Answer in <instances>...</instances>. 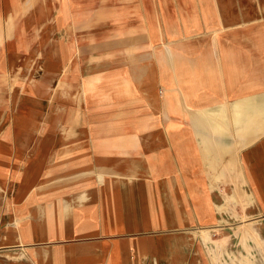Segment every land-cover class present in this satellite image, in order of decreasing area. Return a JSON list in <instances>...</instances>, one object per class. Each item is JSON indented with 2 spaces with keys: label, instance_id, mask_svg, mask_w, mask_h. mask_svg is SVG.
Returning <instances> with one entry per match:
<instances>
[{
  "label": "crops",
  "instance_id": "obj_1",
  "mask_svg": "<svg viewBox=\"0 0 264 264\" xmlns=\"http://www.w3.org/2000/svg\"><path fill=\"white\" fill-rule=\"evenodd\" d=\"M248 1L264 8L1 0L32 8L14 52L32 77L10 97L0 82V264H264V134L232 147L214 107L234 102L239 121L255 108L263 126L264 94H248L264 87L248 85L263 35L208 36L247 23Z\"/></svg>",
  "mask_w": 264,
  "mask_h": 264
},
{
  "label": "rangeland",
  "instance_id": "obj_2",
  "mask_svg": "<svg viewBox=\"0 0 264 264\" xmlns=\"http://www.w3.org/2000/svg\"><path fill=\"white\" fill-rule=\"evenodd\" d=\"M4 1V0H3ZM31 1V0H30ZM1 2V0H0ZM249 5H247V12H248V22L244 23V24H224V27H222V25H220L222 27V29H218L217 31L219 32H214L209 34L208 36H212V35H216L219 34L221 32H226L228 35H231V37L233 38L232 41L233 43H236L237 40H239V34H247V35H251V34H255L256 36H260L262 33L263 35V40H254L253 36L249 37V42L255 46H263L264 48V8H258L256 2H252V1H248ZM27 6V5H26ZM32 8H26L25 6L19 7V8H6V7H1L0 6V68L2 67L3 70L0 71V82H2L4 85H6V87L4 88L5 91L8 96H16L19 93H22L24 91V86H26V84H28V82H30L31 77H32V73L31 72H26L22 70L21 66L23 64H25L26 58H29L27 56H24L23 54H15V50H16V44L18 42V40L16 41V32H17V28L22 26L21 24H17L16 21H21V17L23 15H26L27 12H31ZM263 11V12H261ZM19 14V16L17 15ZM28 15V14H27ZM23 21H25V18H23ZM24 25V24H23ZM18 26V27H17ZM25 28L26 26L31 27L30 24H25L24 25ZM22 32H27L28 33V38L31 37V39L27 40V36H26V41H19V43H25V44H30V46H33V44H35L36 40L34 37H32L31 34V29L26 28V31H22ZM261 41H263V44L261 43ZM216 44H218V41L215 40L214 41ZM255 42V44H254ZM24 44V45H25ZM17 52V51H16ZM10 54H12L11 56H9ZM25 59V61H24ZM11 63L13 64V66L15 67H11V68H17L20 67L21 71L15 72L10 70L8 72L7 70V64ZM14 70V69H13ZM255 72L253 74L252 77H250L248 79V85L250 86H255L258 83L259 84H263L264 85V68L262 70H256L253 71ZM257 73H260V77H257ZM2 93V92H1ZM0 93V94H1ZM264 94V87H259L257 90L256 89H250L248 94ZM5 96V94H4ZM234 103V102H233ZM233 103H220V104H216L214 105V107H216L215 111L219 114H225L224 119L226 120V122L228 123V127H231L232 129H229L230 134H232V147L234 146H238V144H236V136L241 135V130L245 128H248V132L251 131L253 132V137L254 136H258L261 134H264V121H263V126L261 125V122L257 121H253L252 125H251V119L250 117H252V115L254 116L256 113V109L253 108H247V111L244 112V117L246 115V113H248L249 118L247 119L248 121H239V115L238 113H236L234 111V105H232ZM215 112V113H216ZM262 115V114H261ZM264 115V114H263ZM264 120V116L262 118ZM216 123H218V125H216L217 127H215V129H217L216 131H219V128H223L224 129H228L226 128V126L223 124L222 120L219 118H216ZM204 127L208 126V121H204ZM215 123V124H216ZM221 125V126H219ZM247 125V127H246ZM250 128H252V130H250ZM243 131V130H242ZM246 131V130H245ZM244 131V132H245ZM243 135V134H242ZM249 139L250 137H252L251 135H248ZM242 144H244L243 142H241V146ZM225 158V157H223ZM233 165H235L236 167V171H238V161L233 160ZM234 186L236 187L237 184L235 185H231V188H234ZM185 189L189 188L190 185L185 184ZM200 189H202V187H200ZM233 191V190H232ZM231 208H232V217L230 218L231 221L233 222H237L238 224L242 223L244 224L245 221L243 220V218H245V216H241L240 213H242V211H245L244 209H241V205H240V199H239V195H232V199H231ZM251 201L248 200L247 204L250 206L251 205ZM244 204H246V201L244 200Z\"/></svg>",
  "mask_w": 264,
  "mask_h": 264
}]
</instances>
